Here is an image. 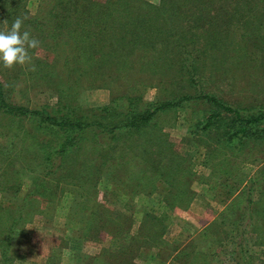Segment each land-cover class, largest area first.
Wrapping results in <instances>:
<instances>
[{"label": "rangeland", "instance_id": "rangeland-1", "mask_svg": "<svg viewBox=\"0 0 264 264\" xmlns=\"http://www.w3.org/2000/svg\"><path fill=\"white\" fill-rule=\"evenodd\" d=\"M143 1L155 6L160 0ZM48 2L25 1L24 17L36 21L22 31L40 41L29 49L31 62L11 69L0 62L8 100L35 106L64 95L89 108L120 95L137 96L145 105L190 94L173 47H162V58L150 48L112 54L103 57L112 61L104 62L91 61L88 49L80 58L75 33L54 31L55 19L43 11L52 5ZM255 4L244 23L234 19L227 41L217 47L221 51H208L200 30L193 32L196 42L184 43L196 55L201 90L230 104L264 105V11ZM119 30H102L105 47L120 48ZM205 109L201 102H187L160 112L147 126L103 148L104 156L86 140L71 151L55 195L36 197L38 211L16 231L13 264H195L202 257L206 264H232L228 241L215 244L213 239L230 236L234 205L229 206L238 190L228 198L226 191L248 178L256 184L249 206L253 223L244 241L251 255L264 260V246L255 242L264 240V136L233 150L214 131L190 134L192 121ZM14 127L0 117V132ZM7 141L0 133V144ZM26 187L27 181L21 188ZM165 197L173 198L172 207Z\"/></svg>", "mask_w": 264, "mask_h": 264}, {"label": "trees", "instance_id": "trees-1", "mask_svg": "<svg viewBox=\"0 0 264 264\" xmlns=\"http://www.w3.org/2000/svg\"><path fill=\"white\" fill-rule=\"evenodd\" d=\"M25 1L0 0V30L10 29L17 17L23 18L28 13ZM256 2L264 11V0H160L155 6L143 0L48 2L52 5L48 4L43 11L55 19L54 31L65 28L62 32L75 33L78 57L86 58L85 52L91 50V61H112L103 57L127 56L140 48L156 50L161 57L162 47L171 46L170 52L180 64L178 71L184 75L183 82L191 91L145 105L140 104L137 96L120 95L106 104L82 108L73 104L68 96L58 95L53 104L28 106L8 100L0 81V117L15 124L14 128L0 132L8 137L6 143L0 144V264H13L18 257L16 231L38 211L36 197L51 199L55 195L65 160L85 140L91 141L95 149L101 148L104 156L103 148L111 147L117 138L147 126L158 113L177 109L187 102H201L206 106L200 118L192 121L190 134L194 136L214 131L221 135L224 145L233 150H241L250 138L262 139L264 105L230 104L203 92L197 76L196 55L184 44L186 40L196 42L193 32L200 30V35L207 38V50L221 51L217 47L227 41L234 19L244 23V14L252 11ZM26 17L23 26L36 21ZM108 26L120 29L116 41L120 48L113 47L112 43L105 47L107 37L102 30ZM157 41L161 44L159 48H156ZM25 181L27 187L23 189ZM254 184L255 181L248 178L226 191L228 198L238 190L229 206L234 205L230 236L226 233L228 237L213 240L215 244L228 241L227 256L232 264H264V260L247 251L244 241L253 223L249 206ZM224 185L228 184L224 182ZM165 199L166 204L174 205L173 198ZM255 242L264 246V240L256 238ZM201 261L195 264H206L204 257Z\"/></svg>", "mask_w": 264, "mask_h": 264}, {"label": "clouds", "instance_id": "clouds-1", "mask_svg": "<svg viewBox=\"0 0 264 264\" xmlns=\"http://www.w3.org/2000/svg\"><path fill=\"white\" fill-rule=\"evenodd\" d=\"M27 17H17L10 29L0 30V62L5 68L11 69L15 65L30 63L32 56L29 49L38 48L40 41L30 35L28 30L21 31ZM30 70H35L32 65Z\"/></svg>", "mask_w": 264, "mask_h": 264}]
</instances>
